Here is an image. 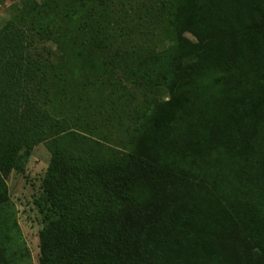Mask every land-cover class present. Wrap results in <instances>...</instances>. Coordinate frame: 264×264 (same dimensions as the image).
<instances>
[{
    "label": "trees",
    "instance_id": "trees-1",
    "mask_svg": "<svg viewBox=\"0 0 264 264\" xmlns=\"http://www.w3.org/2000/svg\"><path fill=\"white\" fill-rule=\"evenodd\" d=\"M145 1L10 5L0 204L9 173L46 143L57 217L40 232L39 264H264V0H152L173 42L118 60L128 10L142 18ZM133 89L169 97L126 117Z\"/></svg>",
    "mask_w": 264,
    "mask_h": 264
},
{
    "label": "rangeland",
    "instance_id": "rangeland-1",
    "mask_svg": "<svg viewBox=\"0 0 264 264\" xmlns=\"http://www.w3.org/2000/svg\"><path fill=\"white\" fill-rule=\"evenodd\" d=\"M13 1L0 2V28L9 18V7ZM145 2L150 8L144 9L140 19H137L135 14L134 20V12L128 10L130 13L127 14L126 20L132 31L123 44L112 53L118 60L126 59L125 50L129 54L136 51L143 53L147 50L159 51L173 42L168 34V25L163 12L153 7L155 2L152 0ZM20 35L28 42L34 41V45L39 48L51 46L29 35L25 27H21ZM133 93L137 98L134 96L130 100H123L119 105L122 108L121 112L126 113V117L138 107V101L141 99L151 98L152 101H160L169 97L168 92L163 89L156 93L133 89ZM137 111L142 114L143 109ZM142 118L143 116L137 118V123ZM126 121V125L121 129L124 133V128L130 123L128 118ZM125 135L128 137L127 133L121 137ZM126 143L127 138H124V144ZM50 161L51 152L47 144L39 143L24 159L23 170H12L6 177L8 199L0 204V264H39L40 232L57 217L43 188V179Z\"/></svg>",
    "mask_w": 264,
    "mask_h": 264
}]
</instances>
